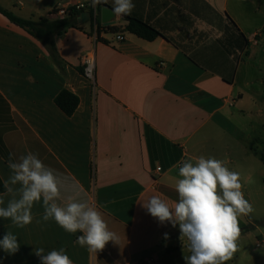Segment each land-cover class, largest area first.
<instances>
[{"label":"crops","instance_id":"obj_1","mask_svg":"<svg viewBox=\"0 0 264 264\" xmlns=\"http://www.w3.org/2000/svg\"><path fill=\"white\" fill-rule=\"evenodd\" d=\"M82 3L92 0H0V7L53 20L55 11ZM133 3L129 17L160 36L139 38L117 16L118 31L102 30L97 41L82 23L85 31L54 36L60 64L0 13L2 182L12 175L10 153L15 161L36 154L81 190L118 238L91 251L76 243L82 233L44 221L42 201L35 202L23 228L0 218V239L11 232L20 245L15 254L0 249V264H41L36 248H63L73 264H175L189 254L179 226L161 225L142 203L159 196L173 206L179 162L200 156L238 172L253 209L238 218L237 249L225 264H264V0ZM104 6L112 8L113 0ZM86 54L95 56V90L81 72ZM62 90L79 98L71 117L55 104ZM9 186L0 207L19 198V185ZM69 195L61 185V198Z\"/></svg>","mask_w":264,"mask_h":264},{"label":"clouds","instance_id":"obj_2","mask_svg":"<svg viewBox=\"0 0 264 264\" xmlns=\"http://www.w3.org/2000/svg\"><path fill=\"white\" fill-rule=\"evenodd\" d=\"M107 3L108 0H92L93 7ZM134 8L133 0H113L115 17L130 16ZM8 167L12 175L4 182V188L11 193L13 188L9 185L18 184L19 198L0 207V218L11 219L23 228L32 222L33 204L42 201L43 220L54 219L66 232L82 233L76 239L79 245L97 252L109 241L118 239L109 230L102 213L90 205L81 190L46 166L36 154L29 152L15 161L10 153ZM178 172L175 184L178 201L173 206L159 196H152L142 207L161 225L167 222L173 228L179 226V238L186 239L189 253L183 257L185 264H225L237 249L238 218L253 211L242 190L240 174L230 170L223 161L204 156L179 162ZM61 185L69 187L74 195L62 199ZM3 204L0 199V205ZM164 238L168 239L167 233ZM19 246L11 232L0 239V249L8 254H15ZM34 254L41 264H73L63 248L47 254L44 248H36Z\"/></svg>","mask_w":264,"mask_h":264},{"label":"trees","instance_id":"obj_3","mask_svg":"<svg viewBox=\"0 0 264 264\" xmlns=\"http://www.w3.org/2000/svg\"><path fill=\"white\" fill-rule=\"evenodd\" d=\"M101 8L102 4L98 5L99 11ZM0 13L5 16L11 23L20 27L29 35L41 42L48 50L52 59L57 64H60L61 60L56 48V44L54 42V36H62L68 29L71 28L85 31V25L78 21L80 13L75 11L74 9H68L64 17L53 20L45 17H42L39 20L24 19L14 14L12 11L4 9L2 7H0ZM55 13L56 11L53 14ZM125 20L128 22L125 31L134 34L139 38L147 41H152L160 36L159 32L155 28L140 19L125 16ZM89 24L90 31L87 33L90 36L94 35V28L96 25L97 41H101L100 33L102 32V30H108L113 33L118 31L115 26L103 27L100 23V17H98L96 23L94 20H91ZM81 72L83 74V69L81 70ZM79 102V98L68 90H62L55 98V104L68 117L74 115L79 106ZM5 192L6 190L4 188V183L0 178V195Z\"/></svg>","mask_w":264,"mask_h":264},{"label":"built area","instance_id":"obj_4","mask_svg":"<svg viewBox=\"0 0 264 264\" xmlns=\"http://www.w3.org/2000/svg\"><path fill=\"white\" fill-rule=\"evenodd\" d=\"M70 9H74L75 11L79 12L80 14L83 12H89L91 14V20H94L95 23L97 22L98 17H100V11L98 10V5L93 7L92 3L78 4V5H75L74 7L70 8ZM66 13H67V10L59 9L56 11L54 16H58V17L63 16L64 17L66 15ZM101 25L103 27H106L102 23H101ZM93 36L96 39V37H97L96 36V25L94 28V35ZM116 40L118 42H123L125 40V38L122 35H117ZM82 66H83L84 78L92 85V88L95 90L96 89V84H95L96 65H95L94 54L84 55L82 58ZM156 171H157V173H161L162 169L157 168ZM146 264H152V260L146 261Z\"/></svg>","mask_w":264,"mask_h":264},{"label":"water","instance_id":"obj_5","mask_svg":"<svg viewBox=\"0 0 264 264\" xmlns=\"http://www.w3.org/2000/svg\"><path fill=\"white\" fill-rule=\"evenodd\" d=\"M115 19L116 17L113 14L112 8L108 7V6H104L103 8H101L100 10V22L106 26H112L115 24ZM91 20V14L89 12H83L80 14V16L78 17V21L80 23H88Z\"/></svg>","mask_w":264,"mask_h":264},{"label":"rangeland","instance_id":"obj_6","mask_svg":"<svg viewBox=\"0 0 264 264\" xmlns=\"http://www.w3.org/2000/svg\"><path fill=\"white\" fill-rule=\"evenodd\" d=\"M63 16H60V17H58V16H55V18L57 19V18H62ZM185 249H183V251H184ZM184 255H186L185 253H180V255H179V258H178V261H176V259L175 258H173V262L175 263V264H179L180 263V260L181 259H183V257H184ZM261 259H262V257H261Z\"/></svg>","mask_w":264,"mask_h":264}]
</instances>
